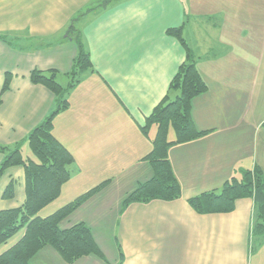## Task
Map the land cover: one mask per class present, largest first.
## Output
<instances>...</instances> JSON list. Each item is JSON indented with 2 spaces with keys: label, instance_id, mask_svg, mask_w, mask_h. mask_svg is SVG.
Wrapping results in <instances>:
<instances>
[{
  "label": "crops",
  "instance_id": "crops-1",
  "mask_svg": "<svg viewBox=\"0 0 264 264\" xmlns=\"http://www.w3.org/2000/svg\"><path fill=\"white\" fill-rule=\"evenodd\" d=\"M105 1L0 0V34L11 33L12 40L0 39V94L6 75H12L0 106V143L21 141L54 109V94L34 84L30 74L55 68L60 78L71 69L78 51L68 35L74 24L90 50L94 71L82 76L68 95L70 106L54 119L55 135L75 156L62 193L75 175H87L93 184L84 192L104 182L98 193L115 185L110 198L118 201V263L122 258L121 264H248L253 200L238 199L232 212L199 214L188 198L219 188L242 169L259 165L264 171L259 160L264 0ZM182 26L209 86L193 100V119L198 129L212 131L168 152L182 185L181 198L132 203L121 213L122 199L153 174L144 157L157 128L152 125L148 133L142 128L186 59L182 43L167 33ZM3 159L0 152V164ZM11 180L16 195L0 209L25 200L20 166L9 168L0 179V199H5ZM79 222L86 223L77 219L71 225ZM22 235L0 247V253ZM45 249L41 255L60 264H115L95 255L66 263ZM36 255L31 264H36Z\"/></svg>",
  "mask_w": 264,
  "mask_h": 264
},
{
  "label": "trees",
  "instance_id": "trees-1",
  "mask_svg": "<svg viewBox=\"0 0 264 264\" xmlns=\"http://www.w3.org/2000/svg\"><path fill=\"white\" fill-rule=\"evenodd\" d=\"M167 33L182 43L186 59L172 78L168 94L155 106L142 128L144 133H148L152 125L157 128L152 149L144 157L152 167V177L140 182L127 194L122 201L121 213L132 203L181 198L182 185L174 172L168 152L174 145L193 141L212 131L198 129L193 119V100L205 93L209 86L196 66L195 54L184 37L183 26L169 28ZM10 34H0V39L12 42ZM68 35L76 41L78 51L71 69L64 73L67 83L62 84L58 80L60 71L55 68L34 69L30 74L34 84L44 85L55 96L54 109L26 137L36 158L24 157V141L16 142L13 146L0 143V152L4 154L0 164V178L11 167L21 166L25 172L24 202L17 207L0 209V247L8 244L19 233L23 235L0 253V264H31V259L46 247L54 248L67 263L87 255L104 258V252L88 224L79 222L62 227V223L98 193L105 182L53 213L40 215L42 209L60 197L63 185L71 177L69 166L75 162L73 153L54 133V119L59 112L70 106L68 95L79 84L82 76L89 70L94 71L90 50L74 24H70ZM11 76L10 73L6 75L0 94V106L3 94L10 89ZM261 126L264 130V122ZM171 128L175 132L174 139L169 137ZM15 195V180H11L3 196L12 199ZM241 198H251L254 202L249 241L251 249L256 239L259 244L264 241V171L261 166L242 169L239 177L233 176L219 188L189 197L188 203L199 214L228 213L235 210L236 202ZM122 261L121 258L117 264Z\"/></svg>",
  "mask_w": 264,
  "mask_h": 264
},
{
  "label": "rangeland",
  "instance_id": "rangeland-1",
  "mask_svg": "<svg viewBox=\"0 0 264 264\" xmlns=\"http://www.w3.org/2000/svg\"><path fill=\"white\" fill-rule=\"evenodd\" d=\"M58 80L62 84L67 83V80L64 76H60ZM26 137L21 140V141H24L22 153L24 157L30 156L35 159L36 157L31 151L26 141ZM169 137L171 139L175 138V132L173 128L170 129ZM259 140H260V143L262 144L260 148L261 157L259 158V160L260 162L264 164V130L261 131ZM13 145L14 144H11L10 146H13ZM87 178H89L87 175L86 176H81V175L73 176L69 185L65 187V190L63 189L64 191L60 195V197L56 199L55 201H53L52 203H50L49 205H47L44 209H42V211L40 212V215L42 216L49 215L53 213L54 211H56L61 206L68 203L69 201L73 200L74 198H77L80 194L85 193L84 191L85 189H87L86 187L93 185L89 181V179L87 180ZM0 179H2V177ZM114 183L117 184L118 182L114 181ZM114 186L115 185L112 184L110 188L106 189L105 191L101 193H97L95 196L90 198L86 203H84L81 207L75 210L72 213V215L65 220V223H62V227L63 226L69 227L66 225H71L72 223H75L77 219L85 220L86 223L89 224L90 227H92L93 231L95 232V235L97 236V239L102 244H104V247H106V252L108 254L104 252V258H101V259L104 261L109 259L113 261V263L117 264L119 261V254H118L115 239H114V229L118 222L119 214H118V205L116 204V202L118 201L114 200L112 197L110 198V196L112 195V191L110 190L111 188H114ZM125 186L126 184L122 183L121 189L123 190ZM4 200H7V199H0V208L7 207V205H9L8 203L7 204L4 203ZM9 201L11 200H8V202ZM19 234L17 236H19ZM102 249L104 250V248ZM50 250H53L54 254L58 256L57 258H60L61 260L65 261L60 255V253H58L54 248L46 247L45 249V251H50ZM41 254H42V251L37 253L36 264H60L58 259L54 257L50 258V257H47L46 255H41ZM117 259L118 261L116 262ZM248 264H264V241L259 244V242L256 239V241L254 242V245L251 247L249 251Z\"/></svg>",
  "mask_w": 264,
  "mask_h": 264
}]
</instances>
